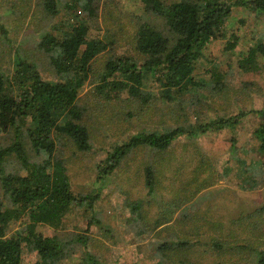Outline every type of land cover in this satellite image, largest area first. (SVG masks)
I'll use <instances>...</instances> for the list:
<instances>
[{
	"label": "trees",
	"instance_id": "16d2710c",
	"mask_svg": "<svg viewBox=\"0 0 264 264\" xmlns=\"http://www.w3.org/2000/svg\"><path fill=\"white\" fill-rule=\"evenodd\" d=\"M20 1L27 7L34 0ZM36 1L50 17L60 14V0ZM95 1L66 2L64 7L70 11L73 22L67 28L54 26L53 30L59 33L45 32L38 41V52L49 60L55 79H46L38 62L20 54L13 60L12 73L0 69V135H3L0 139L4 137L5 141L0 142V187L10 204L0 199V264H30L24 259L26 253L37 257L33 264H65L66 259L73 260L80 246L84 250L82 264H102L90 250V237L76 233L73 240L65 242L57 236H45L38 229L41 225L61 227L66 215L75 207L87 205L92 209L103 191L100 188L96 194L86 196L74 192L68 168L58 155V145L63 141L71 143L79 152L91 151L93 117L104 104L121 101L124 94L127 95L124 102L145 106V115L151 114V107L160 101L159 98L174 102L176 97L192 93L191 101L198 104L203 102L201 92L208 88L214 90L210 95L213 100L216 90L226 96L228 85L217 74L211 85L196 79L198 63L205 58V51L212 42L230 38L233 41L229 39L225 51L236 50L239 37L228 32L236 11L247 10L258 16L264 15V0H140L144 18H141L143 22L136 31L135 53L120 57L112 53L115 42L89 36L91 22L98 16ZM103 55L109 56L99 71L95 64ZM258 57L264 58L262 41L257 42L247 57L240 61L242 68L254 66ZM150 79L160 87V97L146 90V82ZM92 84L97 94L90 105L83 104V94ZM182 104H178L180 115L185 111ZM155 113L159 114V110ZM252 113L263 120L252 137L258 144L259 153L264 154V109ZM178 116L177 122L181 118ZM246 116L247 113L242 111L233 117H218L198 126L180 124L164 131H139L108 153L106 163L100 167V179L104 182L105 177L120 169L137 150L149 151L152 159L141 169L143 181L149 198H162L160 179L165 170H173L171 158L164 155L171 152L177 140L183 137L196 139L224 129L234 131ZM232 143V151L236 152V139ZM28 147L33 152L32 156ZM201 157L197 172L209 168L206 158ZM13 158L19 169L8 172V163ZM181 166L185 177V165ZM210 179L203 180V184ZM192 198L193 195L183 198L177 193L168 200L163 197L160 202L148 201V204L135 201L126 207L136 214L135 225L139 227L144 222L146 230L153 231L174 221L180 223L176 216ZM154 204L159 207L154 208ZM153 210H156L154 215ZM23 217H27L29 223L9 236L10 224ZM183 217L181 222L185 226L188 222L197 225L185 209ZM169 230L166 228L164 232ZM235 238L237 234L233 233L231 240ZM189 246L186 239L158 244L159 262L173 252L178 258L184 257L177 264H187L188 251L192 253ZM215 247L222 245L214 242L212 248ZM240 248L255 251L257 264H264V250L260 247L249 244Z\"/></svg>",
	"mask_w": 264,
	"mask_h": 264
},
{
	"label": "rangeland",
	"instance_id": "374dc122",
	"mask_svg": "<svg viewBox=\"0 0 264 264\" xmlns=\"http://www.w3.org/2000/svg\"><path fill=\"white\" fill-rule=\"evenodd\" d=\"M17 1L0 0V69L12 73L13 60L20 54L38 62L39 70L46 79H55L49 60L38 52L37 43L45 32L59 33L53 30L54 26L67 28L73 22L70 11L64 7L70 0H60L61 11L56 17L47 15L39 7V1L34 0L27 7L22 1ZM95 2L98 16L91 22L90 38L115 42L112 50L115 56H133L136 31L143 22L141 18H144L141 1ZM228 32L239 37L236 50L225 51L230 38L212 42L196 70V79L207 85L216 80V74L220 76L228 85L226 96L216 90L213 100L210 95L214 90L208 88L201 92L203 102L198 104L191 101L192 93L176 97L174 102L159 98L160 101L153 103L151 114L145 115V106L124 102L127 98L124 94L121 101L104 104L93 117L90 126L91 151L79 152L71 143L63 141L58 145V155L68 168L74 192L86 196L96 194L100 188L103 191L92 209L87 205L75 207L66 215L61 227L39 226L42 234L60 237L65 242L73 240L76 233L90 237V250L102 264H177L184 257L178 258L174 256L176 253L170 252L159 262L156 248L166 241L184 239L192 248V253L188 251L185 258L187 264H257L258 254L240 247L252 244L264 250V154L259 153L258 144L252 137L263 122L252 111L264 109V58L258 57L254 66L246 68H242L240 61L247 57L248 51L257 42L264 43V15L258 16L247 10L236 11ZM108 56H101L95 64L99 71H102ZM146 88L154 96H161L160 87L154 84L153 79L146 82ZM96 94L95 86L89 85L82 103L90 105ZM179 102L184 103L182 107L185 111L181 115ZM158 110L159 114H156ZM242 111L247 116L234 131H212L196 139L183 137L173 144L171 152L164 155L171 158L173 170H165L160 179L162 198L168 200L177 193L183 198L193 195L176 216L180 223L174 221L164 228L147 231L144 222L139 227L133 223L136 214L126 207L135 201L148 204V201L162 200L160 197L149 198L143 181L141 169L152 159L149 151L137 150L122 163L120 169L105 177L104 182L100 179V167L106 163L108 153L139 131H164L180 124L198 126L218 117H233ZM178 115L181 116L179 122L176 121ZM3 138L0 142H5ZM233 139L237 141L236 152L232 151ZM28 149L32 156L33 152ZM201 156L206 158L209 168L197 172ZM181 165H185V177L182 176ZM18 169L16 159H11L7 171L16 172ZM208 177H211L209 182L203 184L202 181ZM0 199L9 204L1 187ZM158 207L154 204V208ZM184 209L191 219H195L196 226L191 222L185 226L181 222L184 220ZM257 211L259 213L256 214ZM154 214L156 210H153ZM28 223L29 219L23 217L19 222L10 224L9 236L21 231ZM166 228L169 232H164ZM233 233L237 234V238L231 240ZM214 242H220L222 247L212 248ZM196 243L198 245L194 246ZM80 247L73 257L77 261L66 259L65 264H82L84 250ZM24 257L30 264L37 259L29 253Z\"/></svg>",
	"mask_w": 264,
	"mask_h": 264
}]
</instances>
